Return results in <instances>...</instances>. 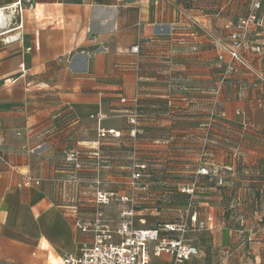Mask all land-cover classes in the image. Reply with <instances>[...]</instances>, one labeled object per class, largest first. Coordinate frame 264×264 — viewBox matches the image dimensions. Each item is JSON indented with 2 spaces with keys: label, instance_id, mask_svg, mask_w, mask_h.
<instances>
[{
  "label": "crops",
  "instance_id": "0c3cea01",
  "mask_svg": "<svg viewBox=\"0 0 264 264\" xmlns=\"http://www.w3.org/2000/svg\"><path fill=\"white\" fill-rule=\"evenodd\" d=\"M198 1L203 0H0V27L8 11L20 13L12 39L0 38V264H61L63 255L79 253L84 236L54 202L59 177L69 173L62 164L64 150L68 144L89 148L97 127L93 117L111 113L113 99H124L119 108L128 111L134 83L138 99L154 94L148 82H156L157 75L142 73L143 54L150 46L213 28L227 33L247 0H208L215 6L209 12L194 4ZM251 34L253 43L264 48V22ZM134 45L136 53L131 51ZM255 60V71L263 73L260 59ZM51 67L59 71L55 76L48 74ZM33 70L43 74L33 79ZM184 78L191 83L207 82L208 77ZM113 81H121L120 86L109 84ZM261 85L264 89V79ZM243 92L244 99L233 106L245 109L255 123V115L264 112L251 103V89ZM83 131L88 137L78 138ZM258 165L264 175V154ZM25 174L40 183L21 187ZM205 211L218 221L201 231L206 238L201 246L216 250L199 251L198 246L199 256L183 264H264V238L245 244L244 235L226 225L222 206L212 203ZM246 211L250 222L252 210ZM171 262L169 254L151 257V264Z\"/></svg>",
  "mask_w": 264,
  "mask_h": 264
},
{
  "label": "rangeland",
  "instance_id": "374dc122",
  "mask_svg": "<svg viewBox=\"0 0 264 264\" xmlns=\"http://www.w3.org/2000/svg\"><path fill=\"white\" fill-rule=\"evenodd\" d=\"M194 4L202 5V9L208 12L215 7L214 3L208 0ZM244 6L241 14L249 11L250 0L244 1ZM260 12H264V6ZM7 13L9 17L3 20L5 25L0 27V38L3 40L13 37L10 34L15 32L12 30L18 27L20 19V13L15 14L13 11ZM190 22L198 25L197 21ZM234 27L232 23L231 30L227 33L215 32L213 28L204 35L198 33L176 35L175 39H166L150 46L143 54L145 58L142 73L157 75L156 82H148V88L150 91L154 90V94L138 99L139 90L135 88L134 83L130 99L132 104L128 111L119 108V103L124 99L120 102L118 100V103L113 99L111 106L114 110L111 113L93 117L97 127L93 138L90 131L89 137L92 140L87 143L94 145L96 157L84 160L88 170L84 171L88 173L80 176V185L84 188L90 186L95 173L100 172L99 179L102 180L100 183L103 188L129 193L133 164L142 163L144 175L142 183L147 185V188L134 190L136 195L134 207L138 212L134 219L136 227L152 226L158 221L172 220L187 208L188 203H192L200 215L205 214V210L212 203H217L222 206L223 217L229 220L226 223L229 228L240 233L236 227L241 224L243 228L247 227V230L250 228L257 241L264 238V178L261 177L263 173L261 174L255 167L258 163L255 157L264 152L262 150L264 139L253 128H249V131L241 129L240 117L233 106L236 105L235 101H239L234 96L235 91L255 70L253 65L256 63L255 59H260V65L264 67V50L258 55L247 46L241 47L237 51L242 62L237 59L235 61L231 56L230 37ZM250 28L246 33L239 35L240 42L249 36ZM20 36L19 33L18 41L21 39ZM181 45H191V48L182 49L179 47ZM57 72L59 71L55 67L48 70V74L52 76ZM31 74L33 79H36L35 76L42 75L43 72L33 70ZM187 75H204L208 78L207 82L193 80L190 83L181 78ZM28 77L30 71L26 70V78ZM177 78L181 81H177ZM51 82L55 84V80ZM97 83L107 84L100 81ZM109 84L118 87L121 81ZM39 86L40 83H33V87ZM66 118L72 117L67 115ZM255 118L256 122H260L263 115L256 114ZM98 127L114 128L119 134L99 137ZM83 132L79 133L78 138L88 137L87 132ZM78 147L86 156V150L89 149L86 148V144L75 147L68 144L64 153ZM58 150L59 155H62V150ZM62 164L71 169V164L66 159ZM200 165L207 167L206 174L198 173ZM66 177L61 175L59 180ZM219 179L221 182L216 183L219 185L216 189L214 180ZM191 183L195 184L194 193L180 191V186ZM25 186L35 187L34 184ZM83 195L82 197H87L86 194ZM57 198L54 201L56 206L61 212L66 213L64 217L72 218L73 223L72 214L59 206ZM140 206H144V210H140ZM246 207L252 210L253 218L250 222H248L250 213L245 212ZM82 209L91 211L92 206L87 204ZM101 211L104 217L114 220L118 217L119 205L103 207ZM210 215L213 216V225L217 224L218 217L216 219L214 214ZM200 232L192 233V236L199 240H197L199 251L209 249L215 252L216 248L212 250V247L201 246L200 241L206 238L201 236ZM199 254L198 252L197 257Z\"/></svg>",
  "mask_w": 264,
  "mask_h": 264
},
{
  "label": "built area",
  "instance_id": "2783aa9c",
  "mask_svg": "<svg viewBox=\"0 0 264 264\" xmlns=\"http://www.w3.org/2000/svg\"><path fill=\"white\" fill-rule=\"evenodd\" d=\"M263 6L264 0H250L249 11L237 18L235 30L230 35L233 43L232 57L238 59L236 48L240 42L239 35L246 33L251 25L263 23L264 17L260 12ZM131 51L137 52L138 46H132ZM97 134L104 137L108 134L118 135L119 132L114 128L98 127ZM89 148L94 146L89 144ZM81 152L75 149L66 153L65 159L71 164V170L65 179L60 180V188L58 187L56 193L59 206L70 211L73 226L84 239L80 243L79 253L65 254L61 258V264H151V257L162 253L172 257L171 264H181L198 254L197 240L193 238L192 233L208 230L213 225L212 215H200L192 203H188L187 208L172 220L158 221L152 226L136 227L134 219L138 212L134 208V190L147 188V185L142 183V163L133 164L129 193L103 188L100 183L102 180L99 179L100 172L95 173L90 186L84 188L80 185L81 179L76 173V168H85L87 158L96 157V153L91 150L84 156ZM207 172L205 165L199 166L198 173ZM220 182L219 179L218 183ZM39 183V179L25 174L19 185ZM179 189L188 194L196 191L194 183L180 186ZM81 194H86L87 197H82ZM87 204L94 208L93 213L78 214L77 208ZM113 204L119 205L118 217L114 220L104 217L101 211L103 207ZM239 232L244 234L243 240L260 242L251 234L250 228H240Z\"/></svg>",
  "mask_w": 264,
  "mask_h": 264
},
{
  "label": "trees",
  "instance_id": "16d2710c",
  "mask_svg": "<svg viewBox=\"0 0 264 264\" xmlns=\"http://www.w3.org/2000/svg\"><path fill=\"white\" fill-rule=\"evenodd\" d=\"M236 21H237V19L234 21V23H233V27L236 25ZM263 22H264V18H263ZM261 25H263V23L261 24ZM261 25H251L250 27V31L248 32L249 33V36L247 37V38H245L244 40H242V42H240L239 43V47L236 49V53H237V56H238V61L239 62H242V61H240V53L238 52L240 49L239 48H241V47H244V46H247V47H249L252 51H255L256 52V54H260V52L261 51H263L264 50V48H263V45H261V44H255V43H253V40L251 39L252 37L250 36V34H251V32H252V30H253V28L254 27H259V26H261ZM235 30V27H234V29L230 32V35L232 34V32ZM231 49H233V47H232V40H231ZM239 49V50H238ZM238 50V51H237ZM235 61H236V58H234V57H232ZM242 60V59H241ZM245 61V60H244ZM181 78H183V79H185L184 77H181ZM263 79H264V72L263 73H261L260 71L259 72H256L255 70H254V72L252 73V74H250L249 75V77L246 79V80H244V81H242L241 82V85L237 88V90L235 91V94H234V96L236 97V99H238V100H242V99H244V92H243V90H244V88H247V89H251L253 92H254V98H253V100L251 101V103L252 104H254L258 109H261V110H263V112H264V89L262 88V85H261V83H262V81H263ZM177 81H181V79H178L177 78ZM186 82V81H185ZM188 89H189V85H188ZM236 113L239 115V117H240V123H239V126L241 127V129H243V130H247V131H249V128H253V129H255V130H257L258 131V133L260 134V135H262V137H263V139H264V114H263V119H262V121H261V123H254V122H252L250 119H249V116H248V113H247V111L245 110V109H243V108H240V107H237L236 109ZM237 111H239V112H237ZM250 135H251V133H250ZM106 136H112V135H110V134H108V135H106ZM262 150H264V145H262ZM81 153H83V152H81ZM263 154H264V152H263ZM262 153H260V155H259V157L261 156V155H263ZM259 157H255V159H257V161H258V159H259ZM255 167L261 172V174H262V171H261V169L259 168V165H258V163L255 165ZM66 170H71L70 168H69V166H67L66 168H65ZM84 170H86V167L85 168H76V173H77V175H79V177L83 174V173H88V172H86V171H88V170H86V171H84ZM259 172V173H260ZM262 178H264V175L262 174V176H261ZM218 184V180L216 181V180H214V184H215V188L217 189L218 187H219V185H217ZM220 184V183H219ZM202 188H203V190H204V183L202 182ZM174 188V187H173ZM135 208V207H134ZM140 208V210H144L143 208H144V206H140L139 207ZM93 210H94V208L92 207V210L91 211H87L86 209H82V207H78L77 208V212H78V214H80V215H88V214H91V213H93ZM137 210V209H136ZM262 218V217H261ZM162 221H167V220H162ZM237 228V230L238 229H240V228H243V225H239L238 227H236ZM243 242L245 243H247L248 241L247 240H243ZM245 243V244H246Z\"/></svg>",
  "mask_w": 264,
  "mask_h": 264
},
{
  "label": "bare ground",
  "instance_id": "6f19581e",
  "mask_svg": "<svg viewBox=\"0 0 264 264\" xmlns=\"http://www.w3.org/2000/svg\"><path fill=\"white\" fill-rule=\"evenodd\" d=\"M3 11V10H2ZM2 19V18H1Z\"/></svg>",
  "mask_w": 264,
  "mask_h": 264
}]
</instances>
